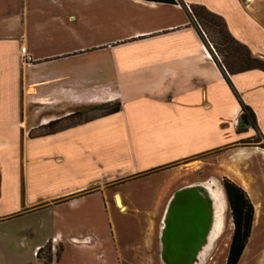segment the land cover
<instances>
[{
    "label": "crops",
    "instance_id": "0c3cea01",
    "mask_svg": "<svg viewBox=\"0 0 264 264\" xmlns=\"http://www.w3.org/2000/svg\"><path fill=\"white\" fill-rule=\"evenodd\" d=\"M174 1L0 0V200L20 198L0 211V249L25 247L32 230L22 221L37 215L35 264H45L36 254L47 243L50 264H199L209 245H202V220L178 217L170 236L163 217L180 215L189 194L203 187L206 155L253 206L237 262L244 263L261 197L264 202V149L239 142L257 133L264 143V72L228 75L227 83L177 2L221 17L230 36L264 61V0ZM241 104L251 110L254 128ZM106 105L118 111L29 136ZM15 158L20 191L4 192L2 169ZM33 166L46 183L65 175L87 182L28 202L25 181ZM225 211L218 208L207 236L210 243L222 233L219 264L231 235Z\"/></svg>",
    "mask_w": 264,
    "mask_h": 264
},
{
    "label": "rangeland",
    "instance_id": "374dc122",
    "mask_svg": "<svg viewBox=\"0 0 264 264\" xmlns=\"http://www.w3.org/2000/svg\"><path fill=\"white\" fill-rule=\"evenodd\" d=\"M205 34V35H204ZM204 34L202 35L205 41L207 42L209 48L214 52L213 50V42H216L218 39L216 37V34L211 33L209 30L204 28ZM210 44H209V42ZM245 116V115H244ZM240 145L242 146H257L260 147L261 144V139L259 138V135L257 133L252 134V136L247 137L244 140H241L239 142ZM204 158V167L202 168V175H201V183H202V188L198 192V194H205L204 197V202L203 204L209 203L211 208L212 206L217 205L216 208L220 207L219 204V198L218 196L221 197L223 196L224 201H225V206L226 208L224 210V220L226 227L230 225V232L232 233L233 230V225L231 222L230 218V212L229 208L226 202V197L224 194V190L222 192L221 187H222V179L221 178V165L219 164H213L212 160L210 159L209 161H206L205 156ZM201 159V160H202ZM195 160V159H194ZM203 161V160H202ZM5 164V163H4ZM8 164V163H7ZM5 164L4 168L2 169V175H3V190L9 191V190H15V192H19V188L22 184L21 180V175L19 173V165L20 162L18 158H15L13 161L10 162V165ZM118 165V164H115ZM34 167H31L30 173L28 175V178H26L25 181V198L28 202H36L40 199H43L46 197V192H52V191H61V190H66L70 189L74 186H80L83 185L84 183L87 182L85 180V176L82 177H70L68 175H65L59 179H54L52 184L46 183L49 181H42L39 180L38 176L34 174ZM117 169L120 168V166H116ZM123 168V167H122ZM114 168L115 173H118V170ZM120 173L122 172L121 170L119 171ZM223 188V187H222ZM216 190H219L216 192ZM11 192V191H10ZM211 192H216V199H213L211 196ZM178 194H176L177 197ZM184 197V196H182ZM19 197L18 194L16 196H7L5 195L2 197L0 200V211L7 208L10 206L11 203H18L19 202ZM263 198L261 197V202L259 203L260 207V212L258 214L256 224L253 227L252 234H251V239L249 243V248H248V256L245 259L244 263L246 264H264L262 255H264V202L262 201ZM174 205V204H173ZM29 210L32 209H27L24 210V212H29ZM208 212V211H207ZM222 214V213H221ZM168 216L167 214H164L163 217V226L166 227V229H169V222H167ZM206 220L208 221V224L204 230L202 241H203V248H205L206 245L208 247L204 250L203 254V260L199 264H219L221 261V251H222V233H219L212 241L208 240V229H209V224L211 220V215H207ZM41 217H37V215L34 216H27L26 218L23 219V224L26 225L30 230H32V235H28V241L26 242L25 247L22 245L21 248L18 249H10V250H2L0 249V264H35L33 260H31V255H30V249L32 246L37 243L40 240L42 230H41ZM229 225H228V224ZM209 225V226H208ZM228 228V227H227ZM210 230V229H209ZM231 237V235H230ZM57 247H56V252H57ZM47 256V251H43L40 253V257L44 258ZM195 264L197 263L196 261L194 262ZM243 263V264H244Z\"/></svg>",
    "mask_w": 264,
    "mask_h": 264
},
{
    "label": "trees",
    "instance_id": "16d2710c",
    "mask_svg": "<svg viewBox=\"0 0 264 264\" xmlns=\"http://www.w3.org/2000/svg\"><path fill=\"white\" fill-rule=\"evenodd\" d=\"M158 3L175 4L174 0H145ZM183 8L189 11V17L199 28V34H204V28L211 33L216 34L217 41L213 42V50L209 48L204 39L205 45L212 55L213 60L221 69L222 74L227 81L228 75H233L250 70H260L264 72V61L251 55L249 50L235 39H233L226 29L223 19L203 6L191 5L188 8L182 3ZM205 35V34H204ZM203 37V36H202ZM209 42V41H208ZM210 44V42H209ZM242 112L249 121V125L254 128V116L251 110L241 104ZM118 111V105H106L88 110L85 113H75L65 118L53 121L40 128L36 134L29 136H44L57 133L61 130L73 127L80 122H87L92 119L104 117ZM261 139V137L259 136ZM262 140V139H261ZM260 148L264 149V143L260 144ZM222 187L226 197V202L230 212V218L233 225L229 245L227 248L224 264H237L245 245L250 237L253 206L246 193L226 178L222 179ZM47 251L44 257V263L51 262V245L47 243L42 249L37 251V257H40L42 251Z\"/></svg>",
    "mask_w": 264,
    "mask_h": 264
},
{
    "label": "flooded vegetation",
    "instance_id": "af4514ba",
    "mask_svg": "<svg viewBox=\"0 0 264 264\" xmlns=\"http://www.w3.org/2000/svg\"><path fill=\"white\" fill-rule=\"evenodd\" d=\"M200 190L201 189H199L198 192H201ZM198 192H192L189 194L190 196L188 198V202H187V204H185L186 208L180 209V212H181L180 215H178L179 213H171L169 215V220L171 221L172 225L175 226V224H176L175 222H177L175 220H177L178 217L179 218L181 217L180 219H182L181 221H183V222H188V220H190L192 218V215H197L199 220H203V218H201V215L206 214L207 210H208L209 214L211 215L210 222L213 221L214 216H213V213H211L213 206L211 205V208H209L207 210H202L200 205L205 201L204 197H203V196H205V194H202V193L198 194ZM204 205H205V203H204ZM178 221H179V219H178ZM182 227H183L181 229L182 236L186 237L187 229L184 225ZM208 231H209V229H208Z\"/></svg>",
    "mask_w": 264,
    "mask_h": 264
},
{
    "label": "water",
    "instance_id": "95a60500",
    "mask_svg": "<svg viewBox=\"0 0 264 264\" xmlns=\"http://www.w3.org/2000/svg\"><path fill=\"white\" fill-rule=\"evenodd\" d=\"M247 127L249 126L248 124L246 125ZM201 206V208H203V209H205V210H207V209H209V207H210V205H209V203L207 202V204H201L200 205ZM208 211V210H207ZM207 215H209V212H206V214H203V215H201L202 217L201 218H203V220H202V225L204 226L203 228H204V230H205V228H206V226H207V224H208V221L206 220V217H207ZM205 218V219H204ZM167 222H169V223H171V221L169 220V216H168V218H167ZM203 230V231H204ZM166 232H167V234L168 235H170L171 236V229H170V227H169V229H165L164 230V233H165V235H166ZM169 232H170V234H169ZM173 235V234H172ZM202 237H203V234H202ZM201 237V238H202ZM165 238H167L166 236H165ZM201 240V239H200Z\"/></svg>",
    "mask_w": 264,
    "mask_h": 264
},
{
    "label": "bare ground",
    "instance_id": "6f19581e",
    "mask_svg": "<svg viewBox=\"0 0 264 264\" xmlns=\"http://www.w3.org/2000/svg\"><path fill=\"white\" fill-rule=\"evenodd\" d=\"M215 199H216V197H215ZM219 204H220L221 211L224 212V209H225V201H224V198H223L222 195H221V197L219 196ZM216 207H217V205L215 204V206H213L212 212H211V213L214 214V219H215V216H216V212L218 211V208H219V207L218 208H216ZM210 224H211V222H210Z\"/></svg>",
    "mask_w": 264,
    "mask_h": 264
},
{
    "label": "built area",
    "instance_id": "2783aa9c",
    "mask_svg": "<svg viewBox=\"0 0 264 264\" xmlns=\"http://www.w3.org/2000/svg\"><path fill=\"white\" fill-rule=\"evenodd\" d=\"M24 52H25V48L22 47V48L20 49V53H21V54H24Z\"/></svg>",
    "mask_w": 264,
    "mask_h": 264
}]
</instances>
